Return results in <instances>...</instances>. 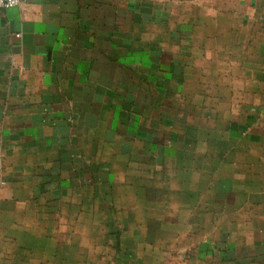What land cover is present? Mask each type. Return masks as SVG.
I'll use <instances>...</instances> for the list:
<instances>
[{"label":"crops","instance_id":"crops-1","mask_svg":"<svg viewBox=\"0 0 264 264\" xmlns=\"http://www.w3.org/2000/svg\"><path fill=\"white\" fill-rule=\"evenodd\" d=\"M217 1L227 14L183 27L175 0L0 9V264H66L50 216L68 189L102 178L98 147L114 139L183 169L167 178L168 211L202 216L184 224L201 234L185 240L194 263L264 264V0ZM80 195L69 211L95 215L96 189ZM38 214L48 237H36ZM129 251L122 264H145Z\"/></svg>","mask_w":264,"mask_h":264},{"label":"rangeland","instance_id":"rangeland-1","mask_svg":"<svg viewBox=\"0 0 264 264\" xmlns=\"http://www.w3.org/2000/svg\"><path fill=\"white\" fill-rule=\"evenodd\" d=\"M190 1L193 3L191 6L189 5ZM175 2V12L179 15L180 20L178 25L181 27L186 26L185 20L196 19L201 14L214 18L211 16H217L221 10L223 14L228 12L221 9L217 0H175ZM189 25L191 26V24ZM192 25L194 26L193 30H204L200 24ZM209 25L212 35L219 32V27L215 22ZM205 29H207L206 26ZM197 41L200 39L194 40V42ZM209 41L216 42L217 39ZM112 144H116L115 139ZM112 144L108 145L109 149L106 151H102L101 143L98 147V162L103 160L106 162L105 171L100 174L102 178L93 182L91 187L78 191L68 189L66 195L63 194L65 196L63 200L59 201L58 206V208H64V214L59 212L57 215L50 216L52 220L57 218L55 222H59L61 231L53 232L52 236L49 232V238L63 240L64 247L58 248L63 260L66 261V264H73V260L76 264H122L119 256L124 251L130 250L129 252H133L132 254L144 257L145 264H190L191 262V264H199L194 263V259L192 260V257L189 256L195 248H189L185 240L191 237L199 240L201 234L199 231L185 230L184 224L185 222L190 223L192 218L199 221L202 216L200 214H185L184 209L178 214L169 213L171 183L167 178H174V175L177 178H185L183 169L175 170L174 167L170 169L165 165H161L159 168L157 160L151 158L140 160L141 157L138 156L135 144L130 143L127 150H121ZM210 178L216 177L210 175ZM3 184L6 183L1 182L0 185L4 186ZM93 188L98 194L95 200V205L98 208L97 213L95 215L85 213L73 215L69 210L76 206L73 203L80 201L81 197L79 198L77 195L87 196L88 192L92 195ZM159 195L161 196L159 197ZM38 207L40 206L38 205ZM44 217L48 218L41 214L33 216L34 224H38V230L35 232L38 238L48 237L46 231L41 229V226L48 223L45 221L43 225L41 224ZM146 222L149 225L144 229L142 226ZM130 223H134V227L127 233L128 231L125 230L131 228L127 227V225H131ZM136 228L141 229L139 234L138 231H134ZM126 238L129 241V246H122L121 240ZM135 240L138 242L135 243ZM132 246L136 247L132 249ZM35 247L32 248L33 253L40 249V247ZM196 248H199V245ZM194 251L199 254L197 249ZM47 253L51 254L52 249Z\"/></svg>","mask_w":264,"mask_h":264},{"label":"built area","instance_id":"built-area-1","mask_svg":"<svg viewBox=\"0 0 264 264\" xmlns=\"http://www.w3.org/2000/svg\"><path fill=\"white\" fill-rule=\"evenodd\" d=\"M21 3V0H0V9H9L18 7ZM0 176H1V167H0Z\"/></svg>","mask_w":264,"mask_h":264}]
</instances>
